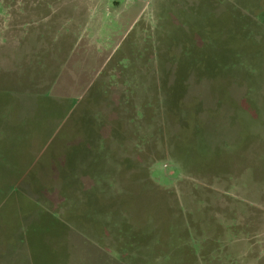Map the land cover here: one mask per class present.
Wrapping results in <instances>:
<instances>
[{
    "label": "rangeland",
    "instance_id": "rangeland-1",
    "mask_svg": "<svg viewBox=\"0 0 264 264\" xmlns=\"http://www.w3.org/2000/svg\"><path fill=\"white\" fill-rule=\"evenodd\" d=\"M240 253L264 255V0H0V264Z\"/></svg>",
    "mask_w": 264,
    "mask_h": 264
},
{
    "label": "crops",
    "instance_id": "crops-1",
    "mask_svg": "<svg viewBox=\"0 0 264 264\" xmlns=\"http://www.w3.org/2000/svg\"><path fill=\"white\" fill-rule=\"evenodd\" d=\"M250 253L248 254H243V253H240V254H236V255H232L231 258H224L225 259V263L224 264H231L229 263L228 261L231 260V259H236L237 261H240V264H248L247 262H241V260H248V259H256L255 262H253L252 264H258L259 260L258 259H262L264 258V255H261V256H255V257H249ZM213 258V257H211ZM215 259H216V256H215ZM223 259V260H224Z\"/></svg>",
    "mask_w": 264,
    "mask_h": 264
}]
</instances>
